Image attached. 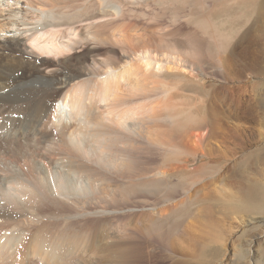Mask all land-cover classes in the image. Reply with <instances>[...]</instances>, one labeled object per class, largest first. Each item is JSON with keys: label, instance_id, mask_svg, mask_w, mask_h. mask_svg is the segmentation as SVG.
<instances>
[{"label": "bare ground", "instance_id": "bare-ground-1", "mask_svg": "<svg viewBox=\"0 0 264 264\" xmlns=\"http://www.w3.org/2000/svg\"><path fill=\"white\" fill-rule=\"evenodd\" d=\"M212 11L215 17L231 15L234 29L226 45H219L220 37L214 36L213 48L204 37L206 33L193 30L184 35L181 25L183 20L200 19ZM262 31V0H0V264H20L26 254L22 228L27 213L31 215L33 199L39 196L33 187L36 182L30 185L27 177L40 180L46 200L70 208H79L81 205H75L84 194L112 198V205L116 195L125 198L140 189L162 191L169 202L178 195L168 186L167 169L171 166L153 174L148 170L137 174L141 170L127 165L129 157L139 153V147L144 150L151 144L181 147L193 158L199 154L205 157L208 142L219 135L220 130L214 135L219 118L203 111L202 120L182 127L177 134L175 129L155 134L151 92L144 81L153 71L158 75L164 69L211 66L230 93L231 116L252 115L264 106V81L258 86L247 85L253 78L264 79ZM110 41L124 46L101 53ZM139 41L154 45L138 48ZM144 123H148L146 127ZM110 141L123 150L113 152L116 149L107 145ZM39 154L44 155V161ZM181 170L180 193L188 194L191 185L187 181L197 177L202 166ZM104 171L119 176L126 185L111 184L106 180L110 174L101 179ZM55 176L59 179L53 185L50 179ZM108 178L112 182V176ZM192 197L164 209L165 215L163 210L139 215L148 216L147 223L138 225L136 221L133 229L128 226L132 232L124 231L125 244L118 246L117 257L128 262L154 259L159 264L162 252L178 251L181 245L177 243L195 248L201 239ZM263 234H252L249 241L252 244ZM57 251L59 247L54 246L49 255L56 257Z\"/></svg>", "mask_w": 264, "mask_h": 264}, {"label": "rangeland", "instance_id": "rangeland-1", "mask_svg": "<svg viewBox=\"0 0 264 264\" xmlns=\"http://www.w3.org/2000/svg\"><path fill=\"white\" fill-rule=\"evenodd\" d=\"M262 4L264 6V0H262ZM231 19L232 17L229 14L215 17V13L212 11L200 19L190 18L183 20L181 25L184 35L188 34V32L192 33L193 30L199 31L200 34L206 33L204 37H206V40L208 39L209 45L213 48L215 44L214 36L215 39L220 37L219 45H226L229 41V36L234 32L230 25ZM163 23L168 24L166 21H163ZM261 33L264 35L263 31ZM109 43L111 44L110 46L108 45ZM137 43L136 46L138 48L144 47L145 44L148 45H145L147 47L154 45L153 42H151L152 45L150 42L148 44L139 41V45ZM142 43L144 44L142 45ZM108 44H106L108 47L106 45L103 46V52L101 51V53L107 54V51L113 46L119 51L124 46L119 43L115 46L114 42L111 41ZM140 45L142 46L140 47ZM106 54L102 55L106 56ZM157 74L155 71L149 73L150 78L144 81V84L146 83L144 86L151 92V107L154 109V120L152 118L153 122L150 121L154 124V127L150 122L147 124L154 128L153 131L157 132L155 134H158V131L169 132L174 129L173 132L176 133L182 127L193 126L202 116L204 117L205 112H210V114L214 115V118H219L215 124L218 128H214V135H218L220 130L219 135L214 137L216 143L212 139L211 142H208L210 146L204 149L205 157L199 154L196 158H193L191 155L185 154V150L181 147L164 148L157 144H151L145 147L144 150V147L141 146L139 148L142 150L138 148V151L140 150L139 153L136 151L132 154V157H129L130 160L128 159L129 163L127 165L141 170L137 174H142L147 170L150 171V174H153L158 169L162 170L165 166H171L170 169H167L168 171L166 170L168 173V186L170 184L172 189L178 191V195L174 196V200L172 199L170 202L166 201V194L162 193V191L155 192V189L146 191L145 189L143 192V189H140V191L131 193L125 198L124 196L116 195L114 198L117 199L116 202L119 205L116 202L115 205H112V200H110L112 198H109V201L103 199L104 196L102 197L100 194H96L93 197L84 194L80 198L86 197L88 200L86 198V200L81 199L80 201L83 202L79 201L75 206L81 205L85 209L82 210L81 206H79L80 209L77 207L70 208V206L63 205L59 201L51 200L50 202V200H46L47 198L43 196L40 180L27 177L31 181L30 185L39 182V186L36 183L35 186L32 185L35 189L37 188L36 191L39 196H37V199H33L31 215L27 213L26 225L24 224L22 228V237H24L22 242L26 254H23L20 264H138V262L140 264H156L154 259L128 262L117 257L121 245L124 246L125 244L122 243L127 235H125V232H132L131 230L136 221L138 225L147 223L149 214L152 215L155 211L163 210V215L167 214L164 209H169L181 199L188 197V195L193 196L194 204L192 209L198 216V220L196 219L195 223L199 226V228H196L197 231L201 230L198 231L201 239L198 242L200 245L197 244L195 248L191 247V250L187 246L177 243V246L181 245L180 247L176 246L178 251L162 252L163 259L159 260V264H174L177 261H181L184 264H246L248 261L250 264H264V234L262 237L259 236V239L252 242V244L249 241L252 234L258 235L264 232V106H262L263 108L259 107V111L252 115L234 113L231 116L233 112L229 109L231 105L230 93L227 91L224 79L216 76L211 66H182L181 69H164V71L157 72ZM153 77L156 79V84L153 82ZM148 81L149 83L151 82V87ZM262 81L264 79L256 77L251 79V82L247 83V85L248 87L249 85L258 86L263 83ZM131 83L134 84L135 82L132 81ZM147 124L144 123L143 126L146 127ZM116 143L113 145L110 141L107 145L109 146L110 144L111 149H116L113 152L123 150V147H120L119 143L116 145ZM27 147V153H29L30 147L28 145ZM40 147L44 148L42 144H40ZM39 151L41 152L42 150L39 149ZM108 152L111 153V151ZM136 153L140 155H136ZM39 155L41 160L44 161V155ZM84 162L86 164V161ZM198 166H202V171L198 173L197 177L187 181L191 185L188 194L180 193L182 180L180 170H183L184 167L193 169ZM86 173L88 174L87 170ZM176 173L178 174L177 176L175 175ZM107 174L109 175L110 173L107 171L105 174L103 173L101 179H105ZM111 174L106 178L111 184L118 183V185H122L125 183L123 186L126 185L125 180ZM111 176L113 183L110 181L111 178H108ZM47 178L45 177V179ZM58 179L55 176V178L50 180H53V185H56L55 181H58ZM153 191L154 193H151ZM39 192L40 194H38ZM121 198L123 199L121 200ZM98 200L99 202H97ZM120 200L122 204H120ZM45 204L48 205V209ZM104 204L106 205L104 206ZM107 205L108 207H106ZM37 209L40 210L37 211ZM149 210L151 211L150 213L148 212ZM68 211L73 213H71L72 215L70 214L72 218L67 214L69 221L66 215ZM96 212H112L114 215L112 213H107V215L103 213L102 215ZM142 213L148 214V216L145 215L146 219L143 218L144 214ZM75 214H78V217H73ZM139 215L143 217H139ZM136 218L139 219L136 220ZM141 218L143 219L141 220ZM194 218L192 217L191 219ZM124 224L127 226H124ZM129 225L130 228L132 227L130 230ZM29 244H32L31 247ZM119 245L120 247H118ZM54 246L59 247L56 257L49 255ZM156 246L157 244H155ZM32 247H34L33 250ZM157 248L159 247L157 246ZM8 263L11 264L10 261Z\"/></svg>", "mask_w": 264, "mask_h": 264}]
</instances>
